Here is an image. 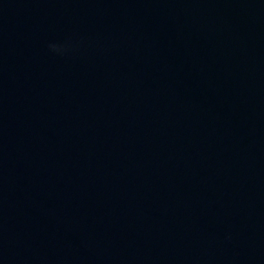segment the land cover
Segmentation results:
<instances>
[{"label": "water", "instance_id": "water-1", "mask_svg": "<svg viewBox=\"0 0 264 264\" xmlns=\"http://www.w3.org/2000/svg\"><path fill=\"white\" fill-rule=\"evenodd\" d=\"M0 264H264V0H0Z\"/></svg>", "mask_w": 264, "mask_h": 264}]
</instances>
